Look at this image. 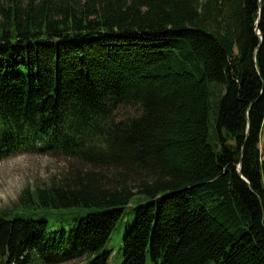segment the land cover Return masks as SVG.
I'll return each instance as SVG.
<instances>
[{"label":"trees","instance_id":"1","mask_svg":"<svg viewBox=\"0 0 264 264\" xmlns=\"http://www.w3.org/2000/svg\"><path fill=\"white\" fill-rule=\"evenodd\" d=\"M263 122L264 0H0V160L67 162L0 264H108L126 211L120 264H264Z\"/></svg>","mask_w":264,"mask_h":264},{"label":"rangeland","instance_id":"2","mask_svg":"<svg viewBox=\"0 0 264 264\" xmlns=\"http://www.w3.org/2000/svg\"><path fill=\"white\" fill-rule=\"evenodd\" d=\"M259 149L261 160H264V124ZM66 163L61 159L29 152L0 160V209L13 207L25 189L45 187L48 183L57 181L65 173ZM134 217V211H126L117 225L116 232L111 235L108 248L113 250V253L108 264L122 262L118 252L122 246L124 233L128 227H131ZM147 264H151L149 260Z\"/></svg>","mask_w":264,"mask_h":264},{"label":"water","instance_id":"3","mask_svg":"<svg viewBox=\"0 0 264 264\" xmlns=\"http://www.w3.org/2000/svg\"><path fill=\"white\" fill-rule=\"evenodd\" d=\"M258 22H259V20H257V22H256V28H255V31H256L258 34H260V33H259V29H258ZM249 132H250V128L248 127L247 130H246V132H245V137H247V136L249 135ZM243 151H244V146L242 147V153H243ZM240 168H241V165H239V170H238L239 174H241Z\"/></svg>","mask_w":264,"mask_h":264},{"label":"crops","instance_id":"4","mask_svg":"<svg viewBox=\"0 0 264 264\" xmlns=\"http://www.w3.org/2000/svg\"><path fill=\"white\" fill-rule=\"evenodd\" d=\"M263 124H264V122H263ZM263 129V128H262ZM264 161V160H263Z\"/></svg>","mask_w":264,"mask_h":264}]
</instances>
